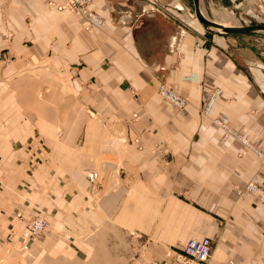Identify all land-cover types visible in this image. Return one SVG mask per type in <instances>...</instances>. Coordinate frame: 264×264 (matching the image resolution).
I'll use <instances>...</instances> for the list:
<instances>
[{
	"label": "crops",
	"instance_id": "obj_1",
	"mask_svg": "<svg viewBox=\"0 0 264 264\" xmlns=\"http://www.w3.org/2000/svg\"><path fill=\"white\" fill-rule=\"evenodd\" d=\"M64 1L0 0V264H181L169 249L205 238L210 264H264V206L237 194L264 162L214 122L264 153V33L211 34L193 0H94L87 31ZM205 4L264 24V0ZM19 215L46 232L24 242Z\"/></svg>",
	"mask_w": 264,
	"mask_h": 264
},
{
	"label": "built area",
	"instance_id": "obj_2",
	"mask_svg": "<svg viewBox=\"0 0 264 264\" xmlns=\"http://www.w3.org/2000/svg\"><path fill=\"white\" fill-rule=\"evenodd\" d=\"M94 0H65L61 6H58L60 9H65L75 16L83 18V26L87 31H90L93 28H101L105 21L104 19L92 11L91 6ZM221 93L219 90L215 96L210 95L206 98L205 102L202 105V113L207 115L211 112L213 104L215 103L217 96ZM158 94L165 101L170 103L177 111H181L188 106L187 98L178 93L172 86H169L165 83H161L158 87ZM230 134L235 136L233 130L229 131ZM236 137V136H235ZM228 135L224 136V139H227ZM239 140L243 138L237 136ZM243 143L247 144V141L242 140ZM250 146V145H248ZM254 151L257 155L264 160V153L259 151ZM97 172H90L88 174V180L90 184H94L97 181ZM239 194H246L255 197L260 203L264 205V187L258 182L256 178L250 181L245 189L239 190ZM19 219L22 223L25 224V229L23 232V237L26 240H36L39 239L43 234L46 228L45 218L33 217L30 221L24 216L19 215ZM28 220V221H26ZM185 252L183 256H180L185 264H208L212 257V246L211 240H191L189 241L187 247H185Z\"/></svg>",
	"mask_w": 264,
	"mask_h": 264
},
{
	"label": "rangeland",
	"instance_id": "obj_3",
	"mask_svg": "<svg viewBox=\"0 0 264 264\" xmlns=\"http://www.w3.org/2000/svg\"><path fill=\"white\" fill-rule=\"evenodd\" d=\"M202 8H204L203 10H204V13H205V15L206 16H210V17H215L216 15H218V14H231V23L233 24V25H235V26H237V25H239V26H242L241 25V23H240V21L237 19V18H235V16H234V14L231 12V10L230 11H227V10H219V9H209V7L205 4V0H204V5L202 6ZM205 9H207V10H205ZM207 12V13H206ZM258 33V32H257ZM257 33H253V34H257ZM231 36V35H230ZM166 84V83H165ZM170 86V85H169ZM173 87V86H172ZM174 88V87H173ZM158 92V91H157ZM159 95V94H158ZM212 95V94H211ZM221 95V93H219V95L217 96V99L219 98V96ZM216 99V100H217ZM215 103H216V101H215ZM215 103L213 104V107H214V105H215ZM212 107V108H213ZM203 108V107H202ZM176 110V109H175ZM201 113H202V109H201ZM203 114V113H202ZM204 115V114H203ZM0 117H1V122H3L4 120L2 119L3 117H2V115L0 114ZM215 122H218V123H220V124H222V125H224L225 127H227V131L229 132V128H228V125L227 124H225V122H223V121H221V120H216ZM25 129H22V131H24ZM11 131H16V129H13V130H9V129H7V128H1L0 129V138L2 137V136H14V132H13V134H10L9 135V132H11ZM30 131V133H31V137L32 138H41L42 136H41V134L39 133V131L37 130V129H30L29 130ZM234 131V130H233ZM224 132V131H223ZM234 133H235V136L234 135H232L231 134V138H237V135H239L238 133H236L235 131H234ZM225 135H227V134H225V133H223V138L222 139H224V136ZM240 136V135H239ZM223 141H226V139L225 140H223ZM248 142V145H250L249 147L251 148V149H253V146H251V144L249 143V141H247ZM260 158V157H259ZM261 159V158H260ZM262 160V159H261ZM263 162H264V160H262ZM99 169H101V168H99ZM102 170V169H101ZM97 172L99 175L97 176V181H95L94 182V184H90L91 182L88 180V174L90 173V172ZM102 173L103 172H101L100 170H98V169H89V170H87L86 171V179L88 180V188H87V194L88 195H91L93 198H96V197H98L100 194H102L104 191V187H103V185H104V176L102 175ZM247 186V185H246ZM243 189H245V187L244 188H237V194H238V196H243V195H246V194H239V190H243ZM103 191V192H102ZM251 197H253V196H251ZM254 199H256L255 197H253ZM257 200V199H256ZM257 202L259 203V204H261L262 206H264L262 203H260L258 200H257ZM34 217H41V218H45L44 216H42V215H36V216H34ZM26 219H28L29 221L32 219V218H26ZM20 220V219H19ZM28 220H26V221H28ZM45 222H46V228H45V230H44V233L46 232V230H47V221H46V219H45ZM24 229H25V224H24ZM24 229L21 231V234H20V236L22 237V239L24 240V242H30L32 239H30V240H26L24 237H23V232H24ZM41 238V237H40ZM39 238V239H40ZM205 239H209V240H211V246H212V250H213V253H212V257H211V259L213 258V256H214V241L212 240V239H210V238H205ZM202 240H204V239H202ZM191 241V240H190ZM189 243V241L187 242V244ZM187 244L185 245V246H183V247H181V248H168L169 249V253H168V257H173L177 262H180L181 264H185L184 262H183V260H182V258L180 257V256H183V253L185 252V247L187 246ZM167 249V250H168ZM174 251H178L179 253L177 254V255H175L173 252ZM173 254L175 255V256H173ZM208 264H210V261H209V263Z\"/></svg>",
	"mask_w": 264,
	"mask_h": 264
},
{
	"label": "water",
	"instance_id": "obj_4",
	"mask_svg": "<svg viewBox=\"0 0 264 264\" xmlns=\"http://www.w3.org/2000/svg\"><path fill=\"white\" fill-rule=\"evenodd\" d=\"M195 6V13L198 21L211 34L219 33L226 36L230 35H243L253 33H264V24H255L249 26H223L216 23L210 17L206 16L201 6L200 0H193ZM216 29V30H213Z\"/></svg>",
	"mask_w": 264,
	"mask_h": 264
},
{
	"label": "bare ground",
	"instance_id": "obj_5",
	"mask_svg": "<svg viewBox=\"0 0 264 264\" xmlns=\"http://www.w3.org/2000/svg\"><path fill=\"white\" fill-rule=\"evenodd\" d=\"M204 2V1H203ZM202 3V2H201ZM61 6V5H60ZM57 9H59V10H65V9H60L58 6H57ZM204 9V8H203ZM205 10H207V9H205ZM207 13V12H206ZM210 17V16H209ZM210 19H212L213 21H215L216 23H219V24H221V25H223V26H235V25H233L232 23H231V18H230V16L229 15H224V14H218V15H216L215 17H210ZM237 26H239V25H237ZM213 30H216V29H213ZM175 89V88H174ZM157 91H158V89H156ZM177 91V90H176ZM178 92V91H177ZM218 92V91H217ZM217 92H215L214 94H215V96H216V94H217ZM179 93V92H178ZM181 94V93H180ZM162 98V97H161ZM163 99V98H162ZM164 100V99H163ZM165 101V100H164ZM167 102V101H166ZM170 104V103H169ZM213 109V108H212ZM212 111V110H211ZM206 116H210V113L209 114H207V115H205V117ZM215 122V121H214ZM216 123V125H218L223 131H224V133L225 134H227L228 135V138L227 139H229V138H231V134L227 131V127H225L224 125H222V124H220V123H218V122H215ZM228 128H229V131L230 130H233V129H231L229 126H228ZM237 136H239V135H237ZM242 137V136H241ZM243 138V137H242ZM226 139V140H227ZM237 140H239L238 138H236ZM244 139V138H243ZM242 139V140H243ZM242 140H239L240 142H242ZM245 140V139H244ZM245 141H247V140H245ZM243 143V142H242ZM245 146H247V147H249L248 146V142H247V144H245V143H243ZM253 150H254V148H253ZM188 245V244H187ZM187 247V246H186ZM211 260V259H210Z\"/></svg>",
	"mask_w": 264,
	"mask_h": 264
}]
</instances>
